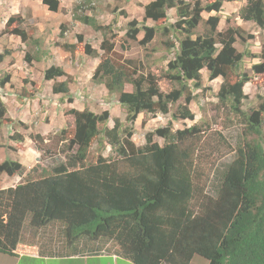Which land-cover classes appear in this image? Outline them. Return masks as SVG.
Segmentation results:
<instances>
[{
  "label": "trees",
  "instance_id": "trees-1",
  "mask_svg": "<svg viewBox=\"0 0 264 264\" xmlns=\"http://www.w3.org/2000/svg\"><path fill=\"white\" fill-rule=\"evenodd\" d=\"M191 1L154 0L143 7L144 19L153 22L166 20L168 10L174 9L177 19L161 27L162 35L169 28L184 35L177 41L178 51L167 61L164 75L177 87L166 92L158 87L160 76L148 72L131 78L114 65L110 58L114 43L105 37L109 26L98 24L93 17L76 16L80 23L104 33L100 43L103 56L92 80L99 76L98 83L104 84L108 93L117 94L127 125L114 118L112 126H107L108 111L95 114L87 108L70 109L67 114L73 118V127L50 138L51 146L62 154V162L49 170L35 166L24 177L25 168L20 163L10 159L0 163V174L22 177L17 186L0 190L1 252L12 255L29 216V225L34 228L62 223L68 244L83 238L112 241L119 255L133 264H190L195 255L208 264H264V96L257 95V109L248 114L243 108L247 99L243 87L249 77L239 71L248 56L260 60L252 66V72L264 74V44L257 56L247 51L246 44L239 52L235 44L237 39L244 42L242 29L218 32L217 16L202 21L203 11L218 13L223 3L231 0H206L205 5L201 0ZM42 4L51 12L59 7L58 0H42ZM238 17L264 32V0H246ZM201 21L204 32L191 39ZM12 22L10 18L6 27ZM157 29L132 20L125 38L136 41L143 32L139 44L148 46ZM10 33L22 43L30 41L19 25ZM175 40L163 41L165 49L175 48ZM77 42L82 44L79 35ZM56 46L75 54L74 44ZM83 52L90 57L98 54L89 45H84ZM10 54L9 50L0 53V62ZM24 59L28 64L33 61L29 55ZM203 69L210 80L223 78L217 98L221 112L227 113V125L243 126L244 135L253 134L256 139L239 144L233 159L221 167L216 161L227 155V141L220 131L208 127L193 125L176 131L170 126L161 127L146 134L143 147L135 146L131 141L133 124L141 113L168 114L171 106L183 98L184 105H178L177 111L183 119L193 118L187 107L193 101L190 83L195 89L200 87ZM62 77L67 74L57 66L43 71L46 81ZM8 81L6 76L0 88ZM125 83L132 90H124ZM52 92L65 94L68 103L73 102L66 81L55 82ZM4 115L0 101V120ZM13 136L18 142L24 141L22 135ZM99 136L115 156L107 159L98 154L86 162L92 142ZM153 137L162 139L163 144ZM31 139L38 151L49 154L50 145L46 146L39 134ZM39 172V178H31Z\"/></svg>",
  "mask_w": 264,
  "mask_h": 264
},
{
  "label": "rangeland",
  "instance_id": "rangeland-1",
  "mask_svg": "<svg viewBox=\"0 0 264 264\" xmlns=\"http://www.w3.org/2000/svg\"><path fill=\"white\" fill-rule=\"evenodd\" d=\"M58 1L57 12H51L47 6L42 4V0H0V53L2 54L4 50L11 52L0 62V81L9 76L8 83L0 88V101L5 107L4 118L0 120V144L5 146L7 151H14H10V155L14 153L23 156V158H27V155L35 150L36 166L40 170L49 169L52 165L63 161L62 154L58 153V149L53 145L51 146L50 138L64 128L73 127V118L67 114L69 109L87 108L95 114L108 111L107 126H112L114 118L120 119L124 126L127 125L125 109L116 101L117 94L108 93L104 84L98 83L99 76L96 81L92 80L100 57L103 56L100 43L104 33L94 31L91 27L80 23L76 20V16L93 17L98 24L109 26L105 37L109 42L114 43L110 55L114 65L131 78H136L141 74L146 75L148 72L160 76L158 87L163 92L177 87L164 75L167 61L172 59L174 53L178 51L177 41L184 39V35L170 28L169 32L162 35L161 27H168L171 22L173 23L177 19L174 9L168 10L166 20L153 22L144 19L143 7L154 0ZM201 1L205 5L209 0ZM182 2L192 3L191 0H178V3ZM245 2L246 0L224 2L220 12L203 11L201 17L202 21H205L210 16H217L219 18L218 32H224L227 28L242 29L244 42L237 39L236 49L243 52L244 44H246L247 51L257 56L264 44V32L254 23L243 22L239 19V9L245 5ZM10 18H13V22L6 27ZM132 20L148 27L158 28L154 40L148 46L139 44L143 32H139L136 41L126 40L127 24ZM202 21L197 25L195 35L191 39H195L196 36L204 32L205 26ZM17 25L29 36L30 41L22 43L19 37L10 33ZM176 30L179 28L176 27ZM61 32L62 35H60ZM78 35L82 37V44L77 42ZM169 39H176L177 46L175 48L165 49L163 41ZM33 41L36 42V45L32 43ZM56 43L76 45L75 54L71 55L62 50L56 46ZM84 45H89L96 50L97 57L85 55ZM25 55H29L33 59L30 64L25 62ZM258 63H260L258 58L245 56L239 70L249 77V81L243 87V92L247 95V99L243 102V108L248 114H251L250 110L257 109L259 104L257 95L264 96V74L256 75L251 70L252 66ZM50 66L60 67L67 74V77H62L60 80L67 82L72 93L70 95L73 98L72 103L60 102L57 101V98L39 94L41 91L37 88V82L40 83L42 71ZM201 74L202 80L198 89L193 88L190 83L193 101L187 107L193 114V118L183 119L180 117V111L177 109L178 105H184L183 98L171 106L168 114L158 113L152 116L141 113L133 124L131 141L135 146L143 147L146 134L161 127L170 126L172 131L182 130L193 125L200 126L202 129L208 127L210 131H220L227 141L228 147L224 148L227 155L216 161L217 166L221 167V164L233 159L239 144L252 143L256 139L253 134L246 133L244 135L245 128L243 126L227 125V113L226 111L221 112L217 98L223 78L210 80L205 69L201 71ZM232 79L234 80V76ZM43 86L45 87L44 84ZM43 86L40 88L42 89ZM124 90H132L131 85L125 83ZM262 116L264 117V114ZM60 125L62 126L61 130H59ZM57 128L59 129L55 133ZM262 132L264 134V126ZM14 133L22 135L24 141H16ZM40 133H43V136ZM36 134L42 136L46 146L50 145L47 147L50 150L49 154H42L36 148L37 143L31 139V136ZM153 140L163 144V140L158 137H153ZM98 154L107 159L115 156L114 150L112 151L100 136L93 140L86 162L93 161ZM39 177L40 172L32 175L31 178ZM48 264L56 263L49 262ZM190 264H208V262L195 255Z\"/></svg>",
  "mask_w": 264,
  "mask_h": 264
},
{
  "label": "crops",
  "instance_id": "crops-1",
  "mask_svg": "<svg viewBox=\"0 0 264 264\" xmlns=\"http://www.w3.org/2000/svg\"><path fill=\"white\" fill-rule=\"evenodd\" d=\"M60 79L46 81L43 79L42 71L40 83L37 82L39 85L35 81H32V83L37 84V88L41 91L40 95H49V97L57 98V101L67 103L65 94H54L52 92L53 84L61 82ZM41 86H43L42 89ZM68 89L69 95H71L69 86ZM59 128L55 130V133L58 129L61 130L62 126L60 125ZM40 134L43 136V133ZM10 151L14 152L13 150L7 151V148L0 144V163L6 159L20 163L25 168V174L22 177L26 176V173L36 166L35 150L31 151L27 158L14 153L10 155ZM22 177L1 174L0 190L17 186L22 182ZM49 262L56 264H133L119 255L112 241L83 238L68 244L64 237V225L62 223L51 222L41 228H34L29 225V216H27L22 224L19 240L12 255L0 251V264H48Z\"/></svg>",
  "mask_w": 264,
  "mask_h": 264
}]
</instances>
